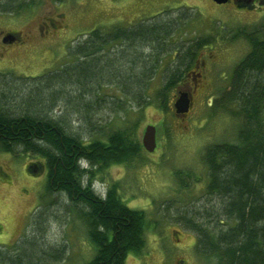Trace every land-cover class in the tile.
<instances>
[{"label": "trees", "instance_id": "trees-1", "mask_svg": "<svg viewBox=\"0 0 264 264\" xmlns=\"http://www.w3.org/2000/svg\"><path fill=\"white\" fill-rule=\"evenodd\" d=\"M21 4V0H0V13L17 15ZM140 23L116 26L110 32L97 28L72 49L73 63L50 76L25 79L37 85L31 89L35 93L55 83L78 85V104H73V97L54 92L51 104L29 95L16 98L20 108L9 111L0 99V153L34 157L38 165H28L31 174L45 170L50 204L56 203L57 193L62 194L64 206L74 209L85 225L93 253L87 264H126L130 255L140 257L147 236H159L161 221L170 219L195 237V251L201 258L215 259V264H264V26L236 34L248 41L251 51L234 69L229 89L219 99V107L238 122L235 140L206 149L205 178L195 177L190 170L174 173L180 190L189 191L193 183L206 181L202 202L189 200L193 202L184 206L173 200L175 205L160 204L155 212L129 207L117 183L109 185L105 195L95 191L97 172L114 165L127 167L142 158L146 152L140 134L143 110L154 104L169 112L174 92L192 74L198 52L206 46L204 40L179 45L173 55L169 42L180 22L170 10ZM127 46L137 50L127 52ZM128 56L130 73L126 74L113 66V60ZM164 57L172 60L153 96L151 82ZM107 74L117 83L111 85L115 86L112 96L103 91L112 83ZM62 104L73 107L72 112L54 115ZM96 111L114 116L96 121L90 117ZM41 214L35 217L32 238L26 235L11 246L0 245V264L65 261L64 244L42 252L35 245L44 233L39 228Z\"/></svg>", "mask_w": 264, "mask_h": 264}, {"label": "rangeland", "instance_id": "rangeland-1", "mask_svg": "<svg viewBox=\"0 0 264 264\" xmlns=\"http://www.w3.org/2000/svg\"><path fill=\"white\" fill-rule=\"evenodd\" d=\"M21 2V13H0V38L6 33H18V39L21 38L14 46L0 45V99L9 111L19 107L20 103L14 101L16 98L23 100L31 95L50 103L54 92L63 93L64 97H73V104H78V85L67 87L55 83L49 89L44 87L35 93L31 89L37 85L25 79L50 76L52 72L73 63L72 49L97 28L110 32L116 26L139 25L141 21L150 20L159 13L170 10L173 17H178L180 22L169 42L173 55L179 45L190 46L198 41H206L205 48L198 52L197 63L194 62L191 68L202 75L198 89L193 91L189 88L187 84L191 79L188 78L185 81L187 84L184 82L174 92L175 99H171L169 112L164 113L154 107V104L147 106L142 112L141 140L145 128L148 125L155 126L156 152H145L142 158L127 167L114 165L94 175L97 193L105 195L108 186L117 183L122 198L129 207L148 211L153 208L156 212L160 204L165 207L166 202H173L175 205L173 200L181 201L180 204L183 205L193 202L189 200L202 202L206 181L193 183L189 191H184L180 190L174 173L190 170L195 177L205 178L202 157L206 149L217 143L235 140L238 122L219 107V99L228 91L234 69L251 51L248 41L236 34L241 30L249 32L263 28L264 19L256 16V13H240L214 7L210 0ZM125 50L132 52L137 48L134 50L127 46ZM146 54L150 52L146 51ZM171 60V57L163 58L158 73L151 82L153 96L160 87L164 70ZM130 61L129 56L125 60L116 58L113 66L120 67L128 74ZM89 65L83 64V67ZM104 65L100 68H104ZM112 77L108 75L107 81H111ZM113 81H117L116 78ZM113 83H107L103 88L105 94L112 96L115 90L114 85L111 87ZM114 84L117 85L116 82ZM181 91L193 94V107L184 118L176 116L174 110L178 92ZM72 108L62 104L54 115L72 112ZM112 114L96 111L90 117L96 121H107L114 116ZM35 160L34 157L24 154L0 153V245L11 246L26 235L32 238L35 217L42 213L39 228L44 233L37 238V248L42 252L64 244L67 257L61 264H87L93 253L85 238V225L74 214V209L71 211V207H65L67 201L62 194L57 193L56 203L50 204L52 197L45 192V170L39 172L35 169L33 174L28 172V165H38ZM211 201V204L216 205L214 199ZM151 202L155 206L152 207ZM160 224L156 232L159 236L148 235L147 246L142 255H130L126 264H215V259L199 257L194 247L195 237L184 232L172 219L161 221Z\"/></svg>", "mask_w": 264, "mask_h": 264}, {"label": "flooded vegetation", "instance_id": "flooded-vegetation-1", "mask_svg": "<svg viewBox=\"0 0 264 264\" xmlns=\"http://www.w3.org/2000/svg\"><path fill=\"white\" fill-rule=\"evenodd\" d=\"M214 7H221L231 9L233 11H238L240 13H250L255 14L259 18L262 17L264 19V0H227L226 3L223 4H217L213 0H210ZM263 29V28H261ZM17 36V37H16ZM19 34H13V33H6L0 38V45L1 47H9L14 46L18 44L21 40V38L18 39ZM20 37V36H19ZM202 77L201 73H196V71H192V74L187 77L191 79V81L185 82V85H189V88L193 91H196L198 89V83L200 78ZM183 82V84H184ZM193 96V94H192Z\"/></svg>", "mask_w": 264, "mask_h": 264}, {"label": "water", "instance_id": "water-1", "mask_svg": "<svg viewBox=\"0 0 264 264\" xmlns=\"http://www.w3.org/2000/svg\"><path fill=\"white\" fill-rule=\"evenodd\" d=\"M217 4L226 3L227 0H213ZM192 107V97L188 92H180L177 101L174 104L176 114L178 116H185L189 113ZM157 130L154 126H147L144 137L143 147L149 153H154L157 147L156 141Z\"/></svg>", "mask_w": 264, "mask_h": 264}, {"label": "bare ground", "instance_id": "bare-ground-1", "mask_svg": "<svg viewBox=\"0 0 264 264\" xmlns=\"http://www.w3.org/2000/svg\"><path fill=\"white\" fill-rule=\"evenodd\" d=\"M82 162H83V161H82ZM88 162H89V161H88ZM85 164H86V163H85ZM85 164H84V165H85ZM86 166H87V165H86Z\"/></svg>", "mask_w": 264, "mask_h": 264}]
</instances>
